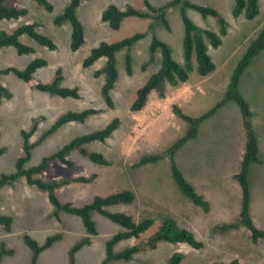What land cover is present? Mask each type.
Instances as JSON below:
<instances>
[{
  "label": "rangeland",
  "instance_id": "374dc122",
  "mask_svg": "<svg viewBox=\"0 0 264 264\" xmlns=\"http://www.w3.org/2000/svg\"><path fill=\"white\" fill-rule=\"evenodd\" d=\"M48 1L53 6L51 13L33 0H6L7 7H24L28 13L16 22L0 20V31L11 32L20 25L36 22L39 24L38 32L49 37L56 49L49 51L27 36H22L21 43L33 48L34 53L18 55L11 47L0 49V70L11 67L22 70L32 60L42 58L47 61V66L38 69L34 78L43 84L50 83L56 69H60L61 87L78 88L80 98L62 99L40 93L12 73L1 75L0 83L10 98H0V176L15 171V164L22 155L21 131L29 130L34 119H38V127L31 141H37L66 111L102 109L101 113L89 117L84 123H68L47 136L34 147L24 168L38 165L44 157L75 137L99 130L117 117L120 120L119 128L109 139L104 143L95 142L85 146L88 150L101 153L111 165L94 164L72 153L69 156L73 162L71 167L53 161L37 177L49 181L96 175L89 183H70L55 191L61 203L73 206L89 204L95 197L132 191L134 202L109 206L106 210L128 215L134 222L151 218L153 224L138 239L118 242L113 248L114 253L144 243L166 218L174 219L180 228L192 232L203 243V248L195 250L184 244L161 241L154 248L140 249L130 260L117 259L108 264H167L177 252L184 256L180 264H230L233 260L238 264H264V239L251 241L249 232L241 225L233 229H221L229 223H237L241 207L240 189L234 176L240 170L245 140L239 109L234 102H228L203 121L196 138L189 140L174 155V162L184 177L208 203V211H203L180 193L171 177L168 158L133 168L142 156L162 154L186 135L188 123L175 117L172 105H176L187 116L199 117L222 100L236 64L249 42L264 27V0H258V15L252 20L246 19L244 14L233 16L234 0H186L191 4L214 8L226 23V33L220 35V25L214 18L203 17L193 9H184L196 28L214 32L221 37V45L217 49L208 48L215 71L200 77L194 70L184 84L170 86L166 83L165 97L161 99L156 92H152L146 106L137 113L129 111L136 90L161 66L160 50L153 54L154 61L146 65L152 39L167 44L174 60L181 65L184 62L181 5L167 10L169 28L166 29L154 20L145 1L159 8L171 0L82 1L77 17L84 27L85 43L72 52L69 48L70 25L53 24V19L61 14L69 0ZM109 4L120 10L132 6L150 14V18L127 17L117 30H112L101 20V12ZM136 33H145V36L130 49L116 53L119 79L111 92L114 109H108L100 97L103 80L93 77L94 71L104 64V59L89 68H82L81 63L99 43L119 42ZM127 54L131 58L130 75L125 69ZM239 91L253 114L252 122L262 161V164L253 165L249 170V215L254 226L264 231V51L253 59L242 74ZM0 211L10 215L13 221L10 234L0 229V243L4 242L6 248L13 250L12 255L2 256L0 264H30L32 252L23 242L24 235L42 246L47 238L56 234L60 235V239L39 254L36 264H69L70 250L84 238H89L90 244L74 253V263L102 264L106 258V243L123 231L122 227L107 218L92 213L91 220L95 223L97 234L89 235L79 217L62 211L56 213L46 193L26 184L24 178H19L11 186L0 188ZM6 234L9 235L4 239Z\"/></svg>",
  "mask_w": 264,
  "mask_h": 264
},
{
  "label": "trees",
  "instance_id": "16d2710c",
  "mask_svg": "<svg viewBox=\"0 0 264 264\" xmlns=\"http://www.w3.org/2000/svg\"><path fill=\"white\" fill-rule=\"evenodd\" d=\"M41 6L46 12L51 13L53 10L52 4L48 0H33ZM82 1L85 0H69L61 14L53 19L55 26H61L68 23L71 28L69 48L72 52L80 49L85 43V32L81 21L77 17V10ZM6 0H0V20L16 22L25 17L28 13L24 7L14 6L7 7ZM176 5H181L182 22L184 26L183 37V64L176 62L172 56L170 47L164 42L153 38L149 46L150 57L146 65L154 61L153 54L160 50L162 55L161 66L159 70L151 75L149 79L140 86L136 92L133 102L129 106V111L132 113L140 112L148 103V98L152 92H156L159 98L165 97V84L177 86L188 81L189 74L194 70L200 77H206L215 71V64L208 53L209 46L212 49H217L221 45V37L214 32L201 30L196 28L190 19L184 13L185 8L193 9L203 17H212L220 25V35L226 33V23L220 14L212 7L200 6L191 4L186 0H171L159 8L152 7L147 1L145 6L153 15L155 21L160 22L166 29L169 28L166 19V12L169 8ZM233 16L238 17L244 14L248 20L254 19L258 15V0H234ZM151 15V17H152ZM127 17L150 18V14L143 13L132 6H126L124 10H120L113 4H109L101 12V20L107 23L112 30H117ZM39 24L36 22L23 24L16 27L11 32L0 31V49L13 48L18 55H27L34 53V49L21 43L20 38L27 36L37 45L46 48L49 51H54L56 45L47 36L38 32ZM145 33H136L119 42L107 43L101 42L93 48L89 54L83 59L82 68H89L97 61L104 59V64L101 68L93 73L94 78H102L103 82L100 86V97L108 109H114V100L111 92L114 90L119 79L116 68V53L122 49H130L135 43L141 40ZM264 51V27L258 35L252 39L245 49L242 57L236 64L227 89L220 102L213 106L208 112L199 117H190L181 112L176 106L172 105L171 109L175 117L188 123V130L184 137L179 139L173 146L167 149L164 153L158 155L142 156L133 168L155 164L163 158H168L170 163L171 177L177 186L180 193L189 199L194 205L199 206L203 211L209 210L208 203L204 198L197 194L194 186L184 177L179 167L174 162L175 153L184 146L189 140L195 139L199 127L203 121L212 117L219 109L224 107L228 102H234L240 113L241 128L244 135V148L241 157L239 172L234 176L236 183L240 189L241 207L237 223H229L221 227L223 230L233 229L237 225L244 227L250 234V239L257 242L259 239H264V231L257 229L249 215L250 206V188H249V170L253 165L262 164L259 158V144L252 122L253 114L249 103L245 100L239 91V80L245 70L251 65L253 59ZM47 66V61L42 58L32 60L24 69L7 68L0 70V76L12 73L22 82L29 84L32 89L40 93H46L51 96H56L62 99L70 98L77 100L80 98L78 88L61 87L62 74L60 69H56L54 79L47 84L38 82L34 78V73L43 67ZM125 69L128 75L131 74V58L127 54L125 58ZM4 96L10 98V94L0 83V98ZM102 109L86 108L81 111H66L61 114L55 122L40 136L37 141H31V137L35 134L38 127V119H34L29 130H22L21 136L23 139L22 155L15 164V171L8 175L0 176V188L3 186L13 185L19 178H24L26 184L34 186L47 195L48 202L55 208L56 213L62 211L66 214L77 216L81 219L82 224L89 235H96L95 223L91 220L92 213H98L107 218L111 222L123 228L122 232L114 235L106 243V258L102 264H108L112 260L122 259L130 260L134 253H137L142 248H154L158 242L164 241L171 244H184L187 247L195 250L203 248V243L198 241L194 234L186 229L180 228L176 221L171 218H166L161 222L158 230L150 236L144 243L130 246L118 253L113 252L114 246L123 240L138 239L139 236L147 231L153 224V219L145 218L140 222H134L128 215L122 213H111L106 210L107 207L119 204H130L134 202L135 195L132 191H121L113 193L106 197H95L89 204L82 206H73L70 203H61L55 191L61 187L67 186L70 183H89L96 178V175L89 177L79 176L68 179H55L45 181L39 177L45 172L50 163L58 161L66 167H71L73 162L69 159L72 153H76L90 162L102 166H109L111 162L106 159L101 153L88 150L85 146L91 143H104L109 139L115 130L119 128V118H113L103 128L92 131L85 135L75 137L63 147L53 152L49 156L44 157L41 162L31 168L25 169L24 165L29 161L31 152L36 145L43 141L47 136L54 133L56 130L68 123H84L89 117L98 115ZM41 119V118H39ZM2 151H0L1 154ZM55 213V216H56ZM12 226V217L8 214L0 212V227L5 233H10ZM60 239V235H53L45 241L44 245L39 246L28 235H24L23 242L31 250L32 257L30 264H36L39 254L52 244ZM90 244L89 238H84L76 243L69 252V264L74 263V253L83 246ZM13 251L6 248L5 243H0V260L4 255H12ZM183 254L180 252L174 253L168 260L167 264H180L183 260ZM217 264V263H214ZM230 264H238L233 260Z\"/></svg>",
  "mask_w": 264,
  "mask_h": 264
},
{
  "label": "crops",
  "instance_id": "0c3cea01",
  "mask_svg": "<svg viewBox=\"0 0 264 264\" xmlns=\"http://www.w3.org/2000/svg\"><path fill=\"white\" fill-rule=\"evenodd\" d=\"M25 183H26V182H25ZM57 190H58V189H57ZM57 190H56V191H57ZM11 207H12V206H11ZM0 212H1V211H0ZM12 222H13V221H12ZM0 229H2V228L0 227ZM3 232H4V231H3ZM9 234H10V233H9ZM9 234H8V235H9ZM8 235L6 234V235L4 236V239L7 238ZM7 249H8V248H7ZM9 250H11V249H9ZM12 251H13V250H12Z\"/></svg>",
  "mask_w": 264,
  "mask_h": 264
}]
</instances>
